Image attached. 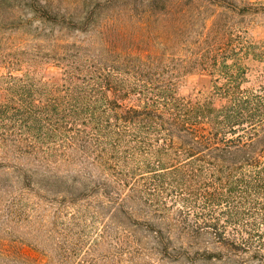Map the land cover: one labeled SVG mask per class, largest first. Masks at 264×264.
I'll list each match as a JSON object with an SVG mask.
<instances>
[{
    "label": "trees",
    "instance_id": "obj_1",
    "mask_svg": "<svg viewBox=\"0 0 264 264\" xmlns=\"http://www.w3.org/2000/svg\"><path fill=\"white\" fill-rule=\"evenodd\" d=\"M117 1L103 18L100 2L76 16L26 2L64 82L2 74L0 264H264V86L245 85L243 62L264 67V40L242 19L264 4ZM192 70L219 105L176 94Z\"/></svg>",
    "mask_w": 264,
    "mask_h": 264
},
{
    "label": "rangeland",
    "instance_id": "obj_2",
    "mask_svg": "<svg viewBox=\"0 0 264 264\" xmlns=\"http://www.w3.org/2000/svg\"><path fill=\"white\" fill-rule=\"evenodd\" d=\"M46 5H50L55 11L65 12L69 15H78L81 9L92 8L100 2L101 12L100 17L114 16L115 11L121 8L122 3L117 0H40ZM238 4H264V0H235ZM27 0H0V100L9 96L4 82H2V74L6 71H11L14 74L20 75L27 67L31 68V74L34 80L54 94L58 92L63 81V74L61 72L60 64L62 61L54 58L55 54L49 48V43L40 40L36 37H32L30 31L36 26H40V22L37 19H33L30 12L26 8ZM165 5L162 8L172 7V0H164L158 2L157 7ZM204 5V3H201ZM213 8V7H210ZM217 12L220 9H214ZM213 12L212 10H206L204 15L209 16ZM163 16L160 22H156L155 26H152L153 32H156L155 40L160 42L162 37L166 35L165 26L169 22L168 15ZM239 19V18H237ZM243 24L246 27V36L250 41L259 42L264 40V13L249 14L244 17ZM122 20H128L122 16ZM172 20V19H171ZM165 28V29H164ZM41 31V29H40ZM47 32L44 30L41 33ZM74 34L81 39L84 33L70 32L66 34L64 38L70 40L74 39ZM172 48V46H170ZM170 50V49H169ZM18 58V65L16 67L3 66L4 61L8 59ZM247 67L245 85L258 88L264 86V67L263 63L253 58L252 56H245L243 59ZM176 94L179 97L185 99H204L208 98L214 105H219L220 98L212 93V80L211 76L203 71L192 70L182 74L177 82ZM26 253L30 255H36V251L31 246H24ZM154 259V264H188L178 263L175 260L171 262ZM197 264H243L236 259H215L199 262ZM245 264H254L251 262Z\"/></svg>",
    "mask_w": 264,
    "mask_h": 264
}]
</instances>
